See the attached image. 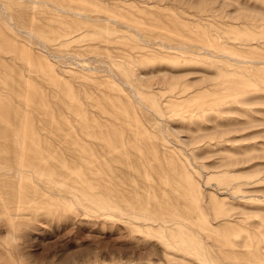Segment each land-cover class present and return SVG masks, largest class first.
I'll return each mask as SVG.
<instances>
[{
    "label": "rangeland",
    "instance_id": "rangeland-1",
    "mask_svg": "<svg viewBox=\"0 0 264 264\" xmlns=\"http://www.w3.org/2000/svg\"><path fill=\"white\" fill-rule=\"evenodd\" d=\"M0 264H264V0H0Z\"/></svg>",
    "mask_w": 264,
    "mask_h": 264
},
{
    "label": "bare ground",
    "instance_id": "bare-ground-1",
    "mask_svg": "<svg viewBox=\"0 0 264 264\" xmlns=\"http://www.w3.org/2000/svg\"><path fill=\"white\" fill-rule=\"evenodd\" d=\"M260 58V57H259ZM253 62V61H252ZM259 62V61H258ZM23 159V158H22ZM27 161V160H26ZM20 164H21V161L19 162ZM22 163H23V161H22Z\"/></svg>",
    "mask_w": 264,
    "mask_h": 264
}]
</instances>
